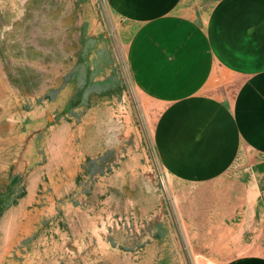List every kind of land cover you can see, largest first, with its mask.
Instances as JSON below:
<instances>
[{"label": "rangeland", "instance_id": "374dc122", "mask_svg": "<svg viewBox=\"0 0 264 264\" xmlns=\"http://www.w3.org/2000/svg\"><path fill=\"white\" fill-rule=\"evenodd\" d=\"M131 33L106 0H0V264H264L261 214L241 233L229 191L163 168Z\"/></svg>", "mask_w": 264, "mask_h": 264}, {"label": "crops", "instance_id": "0c3cea01", "mask_svg": "<svg viewBox=\"0 0 264 264\" xmlns=\"http://www.w3.org/2000/svg\"><path fill=\"white\" fill-rule=\"evenodd\" d=\"M106 1L132 29L134 85L162 106L154 143L163 168L195 190L229 191L247 233L264 217V0ZM239 160L244 177L226 180ZM228 230L220 226L224 242L237 237ZM225 245L220 255L233 252Z\"/></svg>", "mask_w": 264, "mask_h": 264}]
</instances>
